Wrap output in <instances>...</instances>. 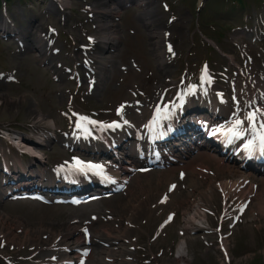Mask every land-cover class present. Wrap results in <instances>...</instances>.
Listing matches in <instances>:
<instances>
[{
  "label": "rangeland",
  "instance_id": "374dc122",
  "mask_svg": "<svg viewBox=\"0 0 264 264\" xmlns=\"http://www.w3.org/2000/svg\"><path fill=\"white\" fill-rule=\"evenodd\" d=\"M69 1V6L74 7L78 9L76 5L79 7L81 6V1L76 3V0H68ZM133 1V0H132ZM136 1V0H134ZM167 3L172 4L173 9L177 11L178 14L176 17V22H174L172 26V35L173 38H175L176 41V46L181 49L182 47H189L190 43L192 42V39L195 38L194 35L198 29L196 27L200 26L202 24V21H212L213 23L211 25H215L216 27L219 26V28H222L221 25L224 26V28H227V30L235 24H241V21H238L237 23H234L230 21V19L226 15H220L219 14V9L222 8L223 3H228L230 4V0H205L206 2L204 3V6L201 8V11L196 12L195 8L200 2V0H178V3L173 4V0H165ZM174 0L173 2H175ZM258 0H242L243 4V10L244 12H249V13H254V10H251L250 5H254ZM26 2H29L28 7L24 6L23 2H19L17 0H10L7 2L6 5V10L8 12V16L10 17L11 20H13L14 27L19 31V36L24 39L23 42H25L26 47L28 48L27 52L20 51L16 43H13L11 41H8V43L3 42L0 40V74L4 75L5 81V86H3L4 91L0 90V94H5L7 97L13 96L15 100H17V105L15 106V109L18 108L17 110L11 108V107H5L2 109V105L0 106V127L1 125L7 126V127H13L17 128L19 130L25 129L26 125L33 123H40L37 126L40 127L41 129H46V125L48 124V120L51 121L52 125H55L56 129L60 130V128L64 127L65 121L64 119L59 116V111L64 110L66 106V103H73L78 109L79 113L85 111H90V109H95V110H102V109H113V107L117 104H119V101L121 100H126L125 97L120 96L122 93L118 94V86L119 84V78L117 79L116 76L113 78H109L107 82H109V85L107 86V90L104 88V83L102 80H100L101 85L99 86L100 91L95 92L92 97L88 96L87 93H85V90L87 86H81V87H76L74 86V83H71L66 76H62V80H64V83L56 82L55 81V74L56 70L59 74L62 73L61 69H58L57 64H61V59L67 57L65 53L62 55L58 56H52L51 59V67L54 66V73L51 72L50 68H40V65L38 66V59L37 57H34L35 53L30 51V44L29 46L27 45L28 39L30 38L31 35L34 37L39 36V33L41 30H43L46 26L51 25L53 23H57V26L60 29V24H59V19L58 17H55L53 15H50L49 18L47 16L42 14V9L44 7L47 9L49 5V0H26ZM87 4L94 5V0H84ZM151 2V1H150ZM74 4V5H73ZM41 5V6H39ZM260 2L252 6V9H262L260 6ZM139 6V5H137ZM134 7L133 10L127 12L126 17L121 20V21H114L115 18L117 17L118 13L111 14V21L112 23L116 22L117 29H118V34L115 37L116 41L120 40L121 37L123 36L124 39H122V45L118 46L116 49L115 57L116 59H119L120 62L121 60L124 59L127 53H134L137 50V46L141 45L145 47L146 51L148 54H151V61L149 64V67L153 68L154 70L157 69V63L155 60V57L153 56L152 53V47H150V39L147 36L146 28L143 26V24L138 21V14H144L146 13V10L144 8L147 7ZM260 6V7H259ZM97 7V5H96ZM102 7V6H101ZM110 10L112 11L113 7L112 5L109 6ZM149 7V6H148ZM229 7V6H228ZM149 8H156L157 12L162 16L159 28L162 29L165 27V22L167 21L168 14H164L161 10L160 4H152ZM147 8V9H149ZM240 10V9H239ZM99 11L97 8H95V11L97 13ZM241 11V10H240ZM95 13V14H96ZM98 17L99 15L96 14ZM73 14L71 13L68 18H72ZM234 16V14H233ZM199 17V18H198ZM241 17V16H240ZM228 18V19H227ZM78 19L81 20L82 25H84L85 28V23L88 20V17H86V14H82ZM99 19H101L99 17ZM37 22V23H35ZM1 23H2V16H1V10H0V28H1ZM36 25H38L37 30L39 32H36ZM73 24L71 27L60 29L59 32L60 34L64 37L63 39L67 41L68 45H73L72 38L76 40H82L84 42V39L81 37L83 36L85 31L83 33H80L79 30H74ZM129 27V32L127 34L125 33V29ZM69 29L71 31L70 34H66L64 30ZM158 30V32L160 31ZM122 30V31H120ZM90 31V30H89ZM130 31L134 32V34H131ZM81 35H80V34ZM237 34V32H235ZM234 34V35H235ZM110 47L112 48L111 44L106 45V54L109 52ZM221 50V49H220ZM101 50H98L100 53L99 56L102 59L104 58V55H106L103 52H100ZM216 51V50H215ZM20 53L21 55L17 54ZM218 55H215L216 59H221L222 61V56L219 53V50L216 51ZM38 55V54H37ZM114 55V54H113ZM185 56V55H184ZM187 56L184 57V59ZM107 59V58H106ZM105 59V60H106ZM101 60V59H100ZM102 62V60H101ZM100 67V66H99ZM175 67L174 64L170 66V68ZM170 70V69H169ZM10 76V77H9ZM13 76L17 77V83H16V78ZM13 77V78H11ZM59 79V77H57ZM161 79L164 78V75L160 76ZM77 89L76 93H72V91H75ZM71 92V94H70ZM75 97L73 99L70 98V95ZM111 94H114V96H111ZM90 97V98H89ZM69 101V102H68ZM35 107L37 108V111H40L43 116H46V119L44 121H38L35 117L36 111L32 108ZM32 113H34L32 115ZM82 114V113H81ZM48 126V125H47ZM11 147L15 146L12 143ZM9 145V144H8ZM10 149V146L8 147ZM48 149V148H47ZM43 150L42 154L44 156H48L47 160L54 161L56 157L62 156V152L64 151L60 148V146L56 144H52L50 146V150ZM14 150H12L13 152ZM62 151V152H61ZM6 155H10L11 151H5ZM14 160V170L16 172H24L25 170L31 171L34 174L38 171H34V169H29L28 166H32V162H28L27 158H20L18 157V161L16 160V157L13 158ZM209 164H214V161H208ZM193 171H195V168H192ZM227 176V175H226ZM144 179H150V177H144ZM163 188L161 191L165 189V186H162ZM134 188V192H135ZM153 194L156 192L154 189H152ZM136 195L138 197L141 196L139 200L134 198H131V196L127 198H120V200L125 201V202H131L133 204V207L135 208H141L142 210L145 211V213L140 214L135 217L134 220H131L133 224L140 225L142 229H133V232L130 234L122 233V239L124 244V250L126 251L128 249V246H131L130 244L131 241L130 239L132 237H136L138 235L141 240L144 239V242H148L147 237H145L146 230L149 226L148 223L143 225L146 221V218H148L147 211H149V207L147 205L142 207L140 204L141 199L145 200V196H143V193L141 191L137 192ZM209 201L210 199H213L212 194L209 195ZM137 198V197H136ZM154 198V197H153ZM193 198L188 197L187 202L189 203L188 206L186 207L185 210H182L178 214V218L182 219V223L189 219L191 216L190 213L193 209L192 207V201L191 199ZM137 200V202H136ZM119 201H113L105 204L113 205L117 204L119 205ZM123 204V203H121ZM2 208L0 210V224L4 223V216L7 218H13L12 215H10L8 210L14 211L17 207L20 208L21 214L17 215L15 218L11 219V222H5L3 224L8 230V232H11L15 237H18L20 240L23 236L20 230L21 228H16L17 223H22L23 226H31L29 229L30 231H34L33 226H35V229H39L40 232L37 231V236L35 240H44L43 236L41 235V230L40 229V224H37L35 220H38L36 218L31 217V214L25 212L23 209H30V211H36L39 207L38 205H33V204H20V205H4L2 204ZM103 205V204H102ZM102 205L98 207H102ZM174 206H171L170 208H173ZM51 209V208H47ZM140 209V210H141ZM253 210V215L249 213V217L247 218V222L244 223L242 226L236 229L234 232L233 236L231 239L228 241V248L230 249L231 252V264H264V233H263V228L260 233L257 232V230L260 228L258 224H256V228L254 226V223H251L254 218H257L258 220L261 218V216L258 218V216L254 215L256 211V207L254 206ZM251 210V212H252ZM75 213H78V211H75ZM131 213H128L129 216ZM50 214L45 217L43 220L47 221L50 219ZM151 217V215H150ZM136 220L138 223H136ZM143 221V222H142ZM67 220H63L61 223H66ZM116 222H118L116 220ZM35 223V224H33ZM179 223V219L177 224ZM119 224V222H118ZM38 226V227H37ZM103 225H100L101 227ZM127 226V225H126ZM256 229V230H255ZM111 230L118 231L122 230L121 228H115L111 225ZM125 230V228H124ZM255 230V231H254ZM106 238H104L105 240ZM173 242L172 244L174 245V249L176 251L177 245L179 242L183 244V248L185 246L184 251L185 253V259L183 260H178L177 253L175 254L172 251L169 250V252H172V254H169L167 256V252H163L162 256L156 257V251L158 249V246L164 247L162 243H160L158 246H155L153 252H150L148 250V253L152 254L154 256V259L156 263L159 264H224V260H222L221 255L219 253V250H217L216 245H212V247L206 248L203 246V244L199 240V235H189L185 234V236L182 237V239L178 238L177 232L171 231V233L168 235L167 239H164L162 242ZM10 241H7L6 245L4 242L0 243V255H7V253L15 256L21 255V251L17 249L18 246L14 244H9ZM113 241L109 240V243ZM35 243L38 244V242L35 241ZM2 244V245H1ZM42 245V243L40 242ZM149 245L151 242L148 243ZM154 244V243H153ZM35 245V244H34ZM33 246V245H32ZM113 246V245H111ZM153 245H150V247ZM172 246V245H171ZM16 247V248H14ZM44 250L46 249V246L43 247ZM21 250V247H19ZM46 257V253H43V257ZM3 256L0 258V264L3 263ZM100 261L102 262L103 256H99ZM120 259V258H119ZM153 263L152 264H156Z\"/></svg>",
  "mask_w": 264,
  "mask_h": 264
},
{
  "label": "bare ground",
  "instance_id": "6f19581e",
  "mask_svg": "<svg viewBox=\"0 0 264 264\" xmlns=\"http://www.w3.org/2000/svg\"><path fill=\"white\" fill-rule=\"evenodd\" d=\"M109 2H110V0H94V7H96V5H97L96 8L99 10V11H97V14L101 18V20L98 22L99 29H98L97 34L99 36L98 38H100V44L98 45V47L101 50L100 52H103V53L105 52V54H106V45L114 43V39H116L115 37L118 34L116 22L112 23L109 20L110 14H111V11L109 10L110 9ZM143 2L146 4V6L148 5V3H150L148 0H147V2H145V0H140V3H143ZM64 3L67 4L68 0H65ZM51 6L52 5L50 3L48 8L52 10ZM122 6H124V5L122 4ZM147 8H149V7H147ZM161 18H162V16L157 12L156 8H149L146 10V13L141 14V16L138 17V20H140L141 23L143 24V26H145V28L147 29L146 30L147 36L151 40L150 46L152 47V51L154 53V56L156 57V61L158 63L159 68H161L163 66V62H164L163 57H162L163 36H161L160 33H158ZM35 23H37V22H35ZM257 27H258V25L256 24L252 30L247 31L248 32L247 36H252L255 41L260 38V37L256 36ZM37 28H38V25H36V30H37ZM36 32H39V31L37 30ZM120 37H121V39L118 40L116 43H119V45L121 46L122 39H124V37L123 36H120ZM27 41H28L27 45L29 46V44H30V51L35 53L34 57H37L38 63H40V64L43 63L44 66H49L51 64V59L47 56V50H51L52 46L50 48L44 46L42 41L39 40L37 37H34L33 35H31ZM66 49H67V47L62 48V54L67 52ZM27 50H28V48L26 47L23 52H27ZM20 53H22V52H20ZM20 53L18 52L17 54L21 55ZM53 55H54V52H53ZM115 56H116L115 51H112V52H108L106 55H104V58L105 59L107 58V60L112 61L113 69L118 72L117 66L120 64V60L116 59ZM65 60H66L65 58L61 59L62 62L64 61L63 63L66 62ZM67 60L69 62H71V64L73 65L72 56H70V58H68ZM252 63H253V60H252ZM102 64H103V66H106L107 63H100L98 61V67L99 66L101 67ZM43 68H46V67H43ZM50 69H52V68H50ZM62 78L63 77L61 76L59 81L61 83H64V80H62ZM104 81H106V80H104ZM100 85H101L100 81H96V83H94V86H95L94 91L96 93L100 91V88H99ZM108 85H109V82H107L106 85L104 83V88H107ZM3 86H5V81H4V79H0V90L1 91H4V89H5V88H3ZM16 105H17V100H15L13 98V96L7 97L5 94H0V106L2 107V109H4L5 107H11V108L15 109ZM18 108H16L15 110H17ZM32 108L36 111L35 117L37 120L44 121V119H46V116H43V114L40 111H37V108H35V107H32ZM94 110L92 111V113L94 112ZM33 114L34 113H32V115ZM94 117L96 118V115L93 114V118ZM48 126L49 127L53 126L51 121H49V120H48ZM99 130H100L99 126L96 125L95 123H91V122L87 123L86 133L81 134L79 136L80 137L79 140L77 141L78 152H80L81 154H83L87 157H89V156L92 157V155H96V154H100V153H108L109 154L110 152H113V150H116L117 152H119V150L117 148H115L109 144L108 138L106 136L101 135V131H99ZM10 136H11V134L8 133L7 137H10ZM87 136H90L93 140L96 139V141H94L92 143V147H93L92 150L90 147V143L86 141ZM24 147L28 150L33 148V146L32 145L30 146L29 144H26ZM36 155H37V157H35V160L43 162V160H42L43 156L40 153H36ZM208 159H211V160L216 159L215 162L219 163V166L214 167V172L218 175H220L221 173H227L229 171V169L231 170V168H237L233 164H230V166L225 165L224 163L221 162L222 158L217 160L218 157L215 154L210 155V153H208V152H206V153L205 152H198L197 156L193 157L192 159L191 158L188 159V161H186L184 163L185 167L187 169V177H186L184 183L187 186V189L192 188L195 191V193L198 192V195H201L202 197H205L207 192L205 191V189H203L201 183L199 182V179L198 178L195 179L196 174H193V172L189 166H192V165H194L193 163H195L196 166H200L201 168H206L205 163H208L207 162ZM174 171H176V168H173L172 170H169L168 172H165V173H163V172H155V173L149 172V173H146L144 175L136 176L135 179H139V178H141V179L133 181V183L130 185V187L128 188L129 189L128 193H130L128 195V197L129 196H131V198L135 197V199L139 200L141 198V196L138 197V195H136V193L141 191L143 193V196L146 195V199L150 200V203H146L147 200L143 201L141 199L140 205L145 208L146 205L151 204V201L153 199V193H152L153 188L159 187V186H162L165 184L166 190H167V185L170 183H173L174 179H172L173 178L172 175H173ZM229 172H231V171H229ZM242 172L244 173L243 175H241L239 177L235 176L236 180H240L241 178H244L243 180L250 179V177H249V176H251L250 173H246L245 171H242ZM236 173H239V172L236 171ZM144 177H150V179L142 180ZM223 183H225V182L223 181ZM257 183H258V186H257V190L255 192L256 196L253 198V203L251 205L252 206L256 205V208H258L260 215H262L264 218V177L261 178ZM133 188L136 189L135 192H134ZM252 191H253V183L250 185L249 191L247 193H245L244 198H246L248 196V194L252 193ZM175 195H177L176 190L173 193V196H175ZM181 196L182 197L180 198L179 203L183 202V207H182L183 209L182 210H185L189 203H187V201L184 200L183 197H188V196L193 197V195H190L188 193V194H182ZM114 200H119L118 196H115ZM137 200H136V202H137ZM206 200H209V198H207ZM0 203H2V199H0ZM168 204L169 203H167V205ZM16 205H18V204H15L14 206H16ZM103 209L111 210L112 212L114 211V213H116L115 217L120 220V224L124 223L125 220L131 222V220H134L136 216L145 213V211L142 210L141 208L133 207L132 201L131 202L123 201V204H120V205L113 204V206H111V207L103 206L101 209H95V211H98V210L102 211ZM23 210L26 211V209H23ZM54 210H55V208H52V209L38 208L36 211H34V214H36V216H37L36 219H38V220H35V221H37L36 222L37 224H35V223H33V224L39 225L40 224L39 222H44L43 219L45 217H47L49 215V213L54 211ZM8 211L10 212L9 214L13 216V218H15L17 215L21 214V210L19 207H17L14 211H12V210H8ZM128 213H131L130 214L131 216H129ZM147 214L149 215L150 213L147 211ZM13 218H7L6 216H4V218H3L4 223L0 224V239L3 240L4 242L10 241V243L15 244L16 246L17 245H19V246L25 245L26 243H28V241H35V237L37 235V231H36L37 228L35 229V226H33V228H34L33 232L28 231L26 228H24V230L22 231V235H21L23 237L20 240L18 239V237H15L11 232H8V230H11V229H7V231H4V230H6V227L3 224H5V222H11V219H13ZM136 222H137V220H136ZM107 224L110 225L111 223H107ZM22 225L23 224H21V223H17L18 227H16V228H20V227H22ZM69 226H65L64 228L61 227L59 231H49L50 235H52L53 238L49 242L48 241L43 242L44 245L48 246L49 243L53 239H55L56 237L60 236V234L63 235V241L68 243L71 240V237L73 236V231H75V228H76L74 225H69ZM110 226L102 227V229H100V230L99 229L94 230L93 236L99 237V239H101V240L106 238V239H110L113 242L114 241H118V243L121 242V244L119 243V247L117 249L118 251H115V252H113V250L110 251L109 249L98 247L99 254L104 255L103 260L105 259V257H109V258H116V262H118L117 258L119 256L123 255V253H124V244L122 243V233L129 234V233H132V231L130 229L125 228V230H118V232L116 231L117 233H114L115 231H112ZM122 229H124V227H122ZM37 230L39 232V229H37ZM46 232L42 233V235L45 234ZM75 242H79V239H75ZM29 245H32V243H29ZM21 248H24V247L21 246ZM184 249H185V246L183 248V244L180 242L178 247H177V250H176L179 261L185 259ZM98 260H99V256H94L93 258L89 257L88 258V264H89V262L91 264H109V263H106L105 261L100 263Z\"/></svg>",
  "mask_w": 264,
  "mask_h": 264
},
{
  "label": "snow or ice",
  "instance_id": "6c2138e0",
  "mask_svg": "<svg viewBox=\"0 0 264 264\" xmlns=\"http://www.w3.org/2000/svg\"><path fill=\"white\" fill-rule=\"evenodd\" d=\"M254 117L252 115H250L249 117H247V119L251 120L253 119ZM91 123H95V122H92V121H89ZM241 121L237 120L233 123V125L227 129V132L226 134H231V136L233 137H236V138H240L243 133L241 132L240 130V125H241ZM79 127V125H78ZM262 128H264V125L261 126ZM258 140H259V148L262 152H264V132H262L259 137H258ZM245 148L249 149V150H252L253 148V141H248V143L245 144ZM89 168L93 167L92 165H88ZM95 167H100V166H95Z\"/></svg>",
  "mask_w": 264,
  "mask_h": 264
}]
</instances>
